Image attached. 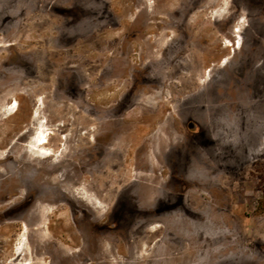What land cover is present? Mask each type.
<instances>
[{
  "label": "rangeland",
  "instance_id": "1",
  "mask_svg": "<svg viewBox=\"0 0 264 264\" xmlns=\"http://www.w3.org/2000/svg\"><path fill=\"white\" fill-rule=\"evenodd\" d=\"M0 156V264H264V0H0Z\"/></svg>",
  "mask_w": 264,
  "mask_h": 264
},
{
  "label": "bare ground",
  "instance_id": "2",
  "mask_svg": "<svg viewBox=\"0 0 264 264\" xmlns=\"http://www.w3.org/2000/svg\"><path fill=\"white\" fill-rule=\"evenodd\" d=\"M222 7V6H221ZM214 18V17H213ZM223 18V17H222ZM223 20V19H221ZM233 32H237L236 29H234ZM232 44V43H231ZM26 133V132H25ZM26 136V135H24ZM43 137V140L41 141V138ZM47 137V136H46ZM45 137L44 135V132L42 131L41 133H37L34 138H31L32 141H30V143L26 144L25 148H26V151L28 152L29 156L30 157H35V155L37 154L36 157H40L42 158L43 160L47 161L49 158L53 157V155L49 152L48 148H46V145L48 143V139ZM23 138V137H21ZM29 138V139H30ZM19 140V139H18ZM21 140V139H20ZM66 141V140H65ZM68 141V140H67ZM25 143V142H24ZM67 146V145H66ZM65 146V147H66ZM67 148V147H66ZM65 149V148H64ZM63 149V150H64ZM62 150V151H63ZM61 151V152H62ZM65 152V151H64ZM67 152V151H66ZM22 153V152H21ZM22 155V154H21ZM58 155V154H57ZM62 156V155H61ZM54 158V157H53ZM6 160V156L5 157H1L0 156V161H4ZM56 164H59V159H57V163ZM40 169H37L35 166H25V168L23 169H19L17 170V178L16 179H13L15 181H17V184H20V185H23V186H33V184H38L39 185H42L45 187V190L44 192L42 193L43 194V197L46 198L47 200H50L51 202L53 201H56L59 199V192L57 194V191L53 190V188L51 187H48L46 186L44 183L42 184L40 181L41 179L44 177L45 174H48L49 171H52V169L54 168L52 164H50L48 167H43V164H38ZM60 173H61V180H58L57 183L53 186H55L56 188H65V189H69L71 190V194L72 192L74 193V190H75V187L73 186V182H70V180L72 179H67L66 176V173L64 171V168H60ZM8 174V173H7ZM33 178V179H32ZM36 182V183H33ZM73 181V180H72ZM51 181H49L47 184H50ZM78 187V186H77ZM84 192V190H82ZM79 192V191H78ZM81 193V192H80ZM78 193V194H80ZM77 194V192H76ZM84 194V193H83ZM82 195V194H81ZM85 195V194H84ZM73 196H75L73 194ZM79 199L80 201L82 202H85L86 204H94V202H92V200H90L88 198V196L85 198V199H81L80 198V195H79ZM78 199V200H79ZM96 200V199H95ZM94 201V200H93ZM99 205H98V208H102V205L100 204V202H98ZM96 204V203H95ZM40 211L39 212H43L45 213L44 209L41 207V208H38ZM145 246V245H144ZM145 248V247H143ZM108 249V248H106ZM23 250V249H22ZM110 250V249H109ZM19 252H22V251H19ZM138 252V251H137ZM18 254V253H17ZM139 255V254H138ZM19 257V255L17 256V258ZM136 258H138V256H136ZM141 258V256L139 257Z\"/></svg>",
  "mask_w": 264,
  "mask_h": 264
},
{
  "label": "flooded vegetation",
  "instance_id": "3",
  "mask_svg": "<svg viewBox=\"0 0 264 264\" xmlns=\"http://www.w3.org/2000/svg\"><path fill=\"white\" fill-rule=\"evenodd\" d=\"M2 164H5L4 162H0V165L2 166ZM3 167V166H2ZM15 181V180H14ZM49 181H51V180H48V181H45V179H41V183L43 184H45L46 186H48V187H51V188H53L50 184H47ZM73 186H74V183H73ZM55 188V187H54ZM58 189V191H57V194H58V192H59V194L61 195H67L68 197L70 196L71 197V195H70V193H71V190H69V189H65V188H57ZM60 199V198H59ZM59 199L58 200H56V201H50V200H47L46 198H44L43 197V194H42V196H40V197H38L37 198V200H36V202L38 203L37 204V206H35V209H34V211L33 212H31V215H33V214H36V215H38V216H40L41 214H43V212H39L40 210L38 209V208H41L42 207V205H47V204H50V205H52V204H54V203H56L57 201H59ZM173 201H176V199L174 198V200ZM87 205H93V204H87ZM175 204H173V206L172 207H170V208H175ZM43 208V207H42ZM93 212H96L95 211V209H91ZM149 214V213H148ZM141 239V237L139 238H136V241H138V240H140ZM144 246V245H143ZM146 246V245H145Z\"/></svg>",
  "mask_w": 264,
  "mask_h": 264
}]
</instances>
